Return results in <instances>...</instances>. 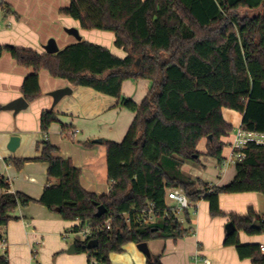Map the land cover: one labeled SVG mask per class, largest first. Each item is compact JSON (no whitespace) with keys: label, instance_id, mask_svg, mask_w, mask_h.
Segmentation results:
<instances>
[{"label":"trees","instance_id":"obj_1","mask_svg":"<svg viewBox=\"0 0 264 264\" xmlns=\"http://www.w3.org/2000/svg\"><path fill=\"white\" fill-rule=\"evenodd\" d=\"M242 9L262 11L248 15ZM62 12L86 30L113 31L115 46L127 56L83 39L55 54L0 44V57L9 53L20 66L34 70L24 80V98L32 101L41 95L40 71L46 70L74 86L117 97L136 114L122 141H105L112 185L109 194L98 195L82 187V170L59 156V148L45 138L59 120L54 109L43 111L40 156L7 161L17 170L27 162H46L48 183L35 200L9 191L10 183L0 176V229L15 218L19 206L33 202L82 227L110 219V229L77 239L76 247L90 260L112 264L109 255L123 252L128 243L191 234L167 203L169 188L181 187L191 203L207 201L211 217L225 215L221 194L264 193L263 144L249 143L241 150L244 158L235 164L236 176L225 185L209 187L183 171L185 163L201 162L202 140L207 141L206 155L223 165L227 144L222 138L235 130L224 118L225 108L242 116L241 128L264 133V0H71ZM144 78L152 84L141 104L122 94L125 81ZM99 205L108 209L100 218ZM228 215L236 230L226 231L225 246H234L241 259L264 264L260 245L242 244L239 236L240 231L264 233V215L252 207L244 215ZM148 216L152 220L145 222ZM90 239L99 241L97 248H88ZM0 264H8L5 255H0ZM148 264H162L161 257L152 255Z\"/></svg>","mask_w":264,"mask_h":264},{"label":"crops","instance_id":"obj_2","mask_svg":"<svg viewBox=\"0 0 264 264\" xmlns=\"http://www.w3.org/2000/svg\"><path fill=\"white\" fill-rule=\"evenodd\" d=\"M70 4L71 0H4L0 8V44L33 49L43 54L46 53L44 46L47 41L54 38L58 48L63 50L67 45L78 42L65 30L75 28L82 39L108 47L121 58L127 56L124 49L113 46V31L110 34L98 29L86 30L81 27L80 21L61 13ZM33 71V68L20 66L9 53L0 57V176L10 183L9 191L22 192L35 200L41 198L48 183V164L31 161L17 170L7 160L40 156L37 144L44 138L40 117L43 111L52 108L58 112L59 121L50 126L45 138L59 148V156L70 158L82 170V187L98 195L109 194L111 182L107 175L105 141H121L136 113L122 107L117 97L88 87L74 86L68 80L51 76L46 70L40 71L42 93L38 98L27 100L28 106L16 114L12 110H3L4 105L24 97V80ZM151 84V80L145 78L128 79L122 85V94L141 104ZM64 87H70L72 92L53 107L54 99L50 92ZM228 109L223 111L225 120L235 129L241 127L242 116L233 110L229 112V116L238 118L235 124L225 116ZM65 125L67 129L63 128ZM70 130H78L75 138H70ZM232 132L222 138L227 144L222 166L216 158L206 155L207 141L202 140L198 147L202 153L201 162L185 163L184 173L194 179L201 178L210 187L225 185L233 180L237 173L235 164L225 166L231 153ZM12 136L20 138L15 151L8 148ZM98 138L102 139L101 143L93 142ZM219 200L224 216L211 217L210 205L205 200L192 203L190 209L182 211L190 225L186 227L183 222L184 227L190 228L191 234L178 240L148 241L151 255L160 256L162 264H196L197 257L199 263L201 259L208 258L211 264H253L251 258L241 259L234 246H225L227 226L231 222L228 214L244 215L252 207L258 215H264V193L221 194ZM13 216L15 218L0 229V239L4 238L7 243L3 255L8 264H89L87 252H69L70 246L82 238L72 234L64 236L65 232L79 225L78 221H65L58 212L36 202L26 207L19 206ZM239 236L242 244H258L264 252V233L251 235L240 231ZM109 256L112 264H148L147 255L135 242L126 244L123 252Z\"/></svg>","mask_w":264,"mask_h":264},{"label":"built area","instance_id":"obj_3","mask_svg":"<svg viewBox=\"0 0 264 264\" xmlns=\"http://www.w3.org/2000/svg\"><path fill=\"white\" fill-rule=\"evenodd\" d=\"M4 2V0H0V8L2 6V3ZM78 133V130H71L69 132V136L70 138H75L76 135ZM233 141L231 142L230 146H231V153H230V157L227 158L226 164L227 165H231V164H236L237 161H242L244 156L241 152V150H243V148L249 144V143H255L257 145L259 144H263L264 145V133L261 132H253V131H247L241 127L236 128L233 132ZM112 185V183H111ZM210 187V186H209ZM169 200L174 201V207L173 210L174 212L177 213V215L180 214V212L188 210L192 207V203L187 195V193L185 192V190H183L181 187L179 188H169L168 189V198ZM145 222H148V220H152L151 216L145 217ZM79 225L72 227L70 230H68V232L64 233L65 237H68L70 234L72 235H78L82 238V240L84 239H88L91 238L92 235L96 232V231H100L102 230L104 227L107 229L111 228V221L110 219H107L102 225H98L96 227H93L89 224L85 225L84 227H82L80 225V223H78ZM7 249V243L6 240L4 238L0 239V255H3V253L6 252ZM263 249V248H262ZM202 262L199 263L198 261H200V259L197 257L196 258V264H211L210 260L208 258L205 259H201ZM89 264H99L98 260L95 257H92Z\"/></svg>","mask_w":264,"mask_h":264},{"label":"water","instance_id":"obj_4","mask_svg":"<svg viewBox=\"0 0 264 264\" xmlns=\"http://www.w3.org/2000/svg\"><path fill=\"white\" fill-rule=\"evenodd\" d=\"M66 32H68L69 34L75 36L77 38V40H81L82 37L80 35V32L75 29V28H66L65 29ZM46 53H51V54H55L58 53L60 51V48H58L56 40L54 38L49 39V41L47 42V45L44 46ZM72 92L70 87H64L62 89H57L54 90L52 92H50V96L53 97V107L55 105H57L62 99H64V97L66 95H69ZM28 106V102L24 97H20L14 101H12L11 103L4 105L2 107L3 110H12L14 111V113H18L19 111L25 109ZM93 142L95 143H101L102 139L98 138L97 140H94ZM20 143V138L18 136H12L10 138V142L8 144V148L11 151H15L16 148L18 147ZM98 211L96 213V217L100 218L101 216H103L106 212H107V208L104 205H99L98 206ZM258 226H261L260 223H257ZM227 230L228 232L230 231H235L236 230V225L234 222H229L228 226H227ZM99 245V241L96 239H90L89 243H88V248L89 249H95L97 248V246ZM138 248L145 254L147 255L148 259L152 257L151 253H150V249L148 247V242H144V243H139L138 244ZM77 250L76 244H72L69 248V252H75Z\"/></svg>","mask_w":264,"mask_h":264},{"label":"rangeland","instance_id":"obj_5","mask_svg":"<svg viewBox=\"0 0 264 264\" xmlns=\"http://www.w3.org/2000/svg\"><path fill=\"white\" fill-rule=\"evenodd\" d=\"M241 11V14H248V15H253V14H255L256 12H258V11H262L261 9H259V10H255V11H248V10H244V9H242V10H240ZM105 32H107V33H112V32H109V31H105ZM80 35H81V33H80ZM81 37H82V35H81ZM76 38V37H75ZM76 40H77V38H76ZM83 40H85V39H83ZM88 40V39H87ZM49 41V40H48ZM47 41V42H48ZM47 45V44H46ZM111 45V44H110ZM112 46V45H111ZM110 46V47H111ZM113 46L114 47H116V49H118L117 48V46H115L114 44H113ZM232 110H229L228 109V111L226 110V117L228 118V119H230V121H232V122H234L235 124H237L238 123V118L237 117H232V116H229V112H231ZM121 141H122V139H120ZM233 167V166H232ZM167 201H168V204H171V205H174V201H172V200H169V199H167ZM184 212V211H183ZM183 212H181L180 213V217H179V219L181 218L182 219V222H184V224H185V226L186 227H189L190 225H189V223L188 222H186V220H185V218H184V216H185V214L183 213ZM190 212H192V210H190ZM72 238H70V240H71Z\"/></svg>","mask_w":264,"mask_h":264}]
</instances>
